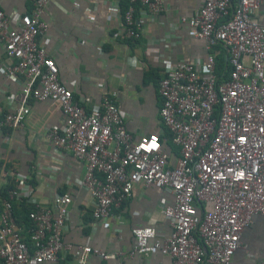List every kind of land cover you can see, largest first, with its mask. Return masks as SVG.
<instances>
[{
  "label": "built area",
  "instance_id": "1",
  "mask_svg": "<svg viewBox=\"0 0 264 264\" xmlns=\"http://www.w3.org/2000/svg\"><path fill=\"white\" fill-rule=\"evenodd\" d=\"M49 2L34 0L28 16L0 8V43L12 62L4 74L24 79L16 106L0 113V130L21 127L30 100L54 102L62 124L46 133L49 157L60 159L69 152L84 162L80 186L93 198L92 216L108 218L135 185H153L173 197L160 209L171 232L162 238L153 226L134 228V245L126 251L73 246L62 236L72 202L63 193L54 198V211L33 204L26 239L13 215V203L31 194L21 177L0 200V264H40L67 253L82 264L89 254L108 260L156 250L171 264H230L243 231L255 216L264 218V26L253 18L263 0H203L191 16L180 18L205 54L162 67L158 119L167 130L165 138L155 132L133 137L124 127L116 92L106 93L101 105L90 110L73 98L40 43ZM137 7L156 14L165 9V0H129L121 23L132 40L142 31ZM218 46L226 51L220 73Z\"/></svg>",
  "mask_w": 264,
  "mask_h": 264
},
{
  "label": "crops",
  "instance_id": "2",
  "mask_svg": "<svg viewBox=\"0 0 264 264\" xmlns=\"http://www.w3.org/2000/svg\"><path fill=\"white\" fill-rule=\"evenodd\" d=\"M34 0H0V8H14L22 16L30 15ZM121 0H50L43 12L47 31L40 39L46 55L58 68L61 82L73 98L87 110L101 105L106 93L116 92V102L126 130L135 138L149 133L167 137L161 125V98L157 81L164 64L199 60L205 54L200 41L193 38L182 16H191L203 0H165V9L151 14L137 7L135 17L141 23L138 40L125 36L121 21ZM264 26V0L253 17ZM0 43V113L15 107L24 85L22 77L6 78L4 71L12 62L4 56ZM217 59L225 60L226 51L217 47ZM57 104L50 100H30V112L15 131L0 130L1 191L16 178L26 177L30 196L26 205L38 204L54 211V198L67 193L72 198L63 240L73 246L90 245L106 252L130 250L134 245L131 230L153 226L166 238L171 228L161 213V205L171 204L170 193L153 185H135L131 197L110 216H92L93 198L80 186L85 165L69 152L50 160L51 144L46 138L50 127L62 124ZM57 166L52 172L48 166ZM15 201L18 208L22 207ZM1 202V201H0ZM1 210V205H0ZM82 264H171V258L159 251L132 257L103 260L89 254ZM230 264H264V218L255 216L241 235V245L233 252ZM27 264H37L28 262ZM40 264H81L69 253L63 259ZM206 264V263H203Z\"/></svg>",
  "mask_w": 264,
  "mask_h": 264
},
{
  "label": "trees",
  "instance_id": "3",
  "mask_svg": "<svg viewBox=\"0 0 264 264\" xmlns=\"http://www.w3.org/2000/svg\"><path fill=\"white\" fill-rule=\"evenodd\" d=\"M129 6V0H121L120 1V8H121V12H124ZM217 61V71L218 73H220L222 71L223 66L225 67V61L221 60L219 58V60L216 58ZM9 188V187H8ZM7 187L4 188V190L1 191L2 197L5 198L6 194L5 191L8 189ZM20 208H18L17 205H15V203H13V215L16 219V222L19 223L20 225L24 226V237L26 239H28L29 237V229L32 226L31 224V220L28 218V212L29 210H32L33 207H31V205H26L23 202V198L21 203H19Z\"/></svg>",
  "mask_w": 264,
  "mask_h": 264
},
{
  "label": "rangeland",
  "instance_id": "4",
  "mask_svg": "<svg viewBox=\"0 0 264 264\" xmlns=\"http://www.w3.org/2000/svg\"><path fill=\"white\" fill-rule=\"evenodd\" d=\"M171 147V146H170ZM173 150H176L175 148L171 147Z\"/></svg>",
  "mask_w": 264,
  "mask_h": 264
}]
</instances>
